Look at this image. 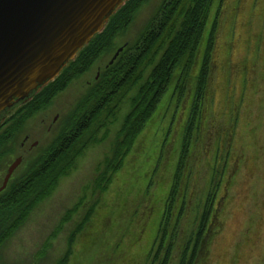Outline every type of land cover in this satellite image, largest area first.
I'll use <instances>...</instances> for the list:
<instances>
[{
  "label": "rangeland",
  "instance_id": "obj_1",
  "mask_svg": "<svg viewBox=\"0 0 264 264\" xmlns=\"http://www.w3.org/2000/svg\"><path fill=\"white\" fill-rule=\"evenodd\" d=\"M163 1L146 0L115 37L113 48L46 106L24 118L7 144L14 150L9 161L24 156L17 174H25L55 141L116 50L137 41ZM216 5L215 0L212 14ZM223 8L215 32L217 59L211 64L212 100L197 120L202 122L200 137L205 133L199 143L204 137L205 144L200 143L194 155L186 157L193 171L177 181L188 197L170 264H175L189 233L199 224L197 203L213 185L218 197L227 195L226 201L218 206V233L208 246L204 243L207 253L200 254L197 264H264V0H225ZM230 61H238L237 66ZM168 94L169 90L163 98L165 110L160 103L119 167H114V148L122 114L115 122L112 116H102L93 131L83 133V151L51 192L0 241V264L141 263L152 246L173 184L189 118L190 102L183 103L179 94L168 99ZM103 122L111 123L102 126ZM35 141L38 145L31 148ZM236 156L229 175L230 160Z\"/></svg>",
  "mask_w": 264,
  "mask_h": 264
},
{
  "label": "trees",
  "instance_id": "obj_2",
  "mask_svg": "<svg viewBox=\"0 0 264 264\" xmlns=\"http://www.w3.org/2000/svg\"><path fill=\"white\" fill-rule=\"evenodd\" d=\"M145 1L128 0L54 81L36 93L0 126V148L5 141L14 137L24 118L46 106L71 80L87 72L103 53L113 48L115 37L127 28L134 12ZM214 1L164 0L137 41L121 46L122 50L117 57L112 62V58L110 59L55 141L22 175L20 183L12 187L9 197L2 201L0 212L4 214L9 208L16 207L21 223L30 208L51 192L58 178L64 175L74 159L83 151V133L92 130L96 120H101L102 116H112L115 122L121 114L123 115L117 130V145L114 148V167L121 166L160 103L163 105L162 110H165L166 101H163V98L169 90L168 99L179 94L183 103L190 102L189 118L173 184L165 200L156 235L140 264H170L175 240L180 233V214L182 215L186 208L188 197V192H183L184 190L180 189L181 184L177 181L180 182L193 171L191 162H187L186 157L193 156L200 143L205 144L204 137L199 143L205 133L200 137L202 122L197 120L201 119L212 100L211 64L217 59L215 51L219 46L215 32L225 3V0H216L217 5L212 14ZM211 14L210 28L205 36V28ZM202 43L204 46L201 50ZM230 63L237 66L238 61ZM6 123L10 125L4 128ZM106 124L103 122L102 126ZM227 135L226 141L230 142L231 132ZM236 158L237 156L230 160L229 175L233 171ZM223 196H217L216 185L204 190L195 213L199 224L189 233L186 241L188 243L180 248L182 251L177 260L175 259V264H197L201 260L200 254L206 255L207 249L203 250V247L208 246L220 227L221 208L218 206L223 204ZM20 223L13 224L10 228L0 226V241L8 238L12 229L15 230ZM88 224L87 219L81 227V240ZM207 234L208 239L205 240L204 236ZM72 259L77 262L75 256ZM205 260L206 258L202 263Z\"/></svg>",
  "mask_w": 264,
  "mask_h": 264
},
{
  "label": "water",
  "instance_id": "obj_3",
  "mask_svg": "<svg viewBox=\"0 0 264 264\" xmlns=\"http://www.w3.org/2000/svg\"><path fill=\"white\" fill-rule=\"evenodd\" d=\"M127 1L0 0V124L54 81ZM21 162L13 161L0 189Z\"/></svg>",
  "mask_w": 264,
  "mask_h": 264
},
{
  "label": "flooded vegetation",
  "instance_id": "obj_4",
  "mask_svg": "<svg viewBox=\"0 0 264 264\" xmlns=\"http://www.w3.org/2000/svg\"><path fill=\"white\" fill-rule=\"evenodd\" d=\"M25 104V103H23ZM23 104L19 105L16 110H18V108H20ZM15 110V111H16ZM14 111V112H15ZM13 112V113H14ZM11 113L1 124L3 125L5 123V121L13 114ZM57 119V116L55 118V121ZM10 123H6V125L4 126V128H6L7 126H9ZM50 130V128H49ZM29 139V135H27L25 138H24V141L21 142L20 146L21 148L24 147L25 143L27 142V140ZM11 140H7L4 142V144H2L1 148H0V188L4 185V182H5V177L8 173V170H9V167L11 166V164L13 163V161H9V158L14 154V150H11L10 147H7V144L10 142ZM38 145V141H35L31 144V148H33L34 146H37ZM5 147V149H4ZM4 149V151H3ZM6 153L7 154V159H6V156H4L3 154ZM2 154V155H1ZM22 157V161L24 159V156L23 155H20ZM17 158V157H16ZM15 158V159H16ZM14 159V160H15ZM36 160V159H35ZM35 160L31 163V165H33V163L35 162ZM22 163V162H21ZM20 166V165H19ZM18 166V167H19ZM18 167L13 171V173L11 174V176L9 177L5 187L3 189H0V206H2V201L6 200V197H9V194L12 190V187L15 185V184H18L20 183L21 181V177L22 175L24 174H17V169ZM5 172V173H4ZM227 194V193H226ZM227 195H224L223 197V201H226L225 198H226ZM11 206V205H10ZM19 219H20V214L18 213V211H16V207L14 209L12 208H9V210L7 211V213H4L2 214L0 212V226H5L6 228L7 227H10L11 225H15L16 223L19 222Z\"/></svg>",
  "mask_w": 264,
  "mask_h": 264
}]
</instances>
